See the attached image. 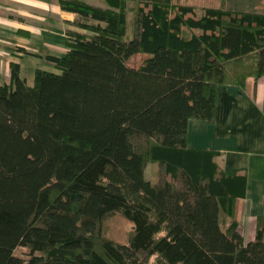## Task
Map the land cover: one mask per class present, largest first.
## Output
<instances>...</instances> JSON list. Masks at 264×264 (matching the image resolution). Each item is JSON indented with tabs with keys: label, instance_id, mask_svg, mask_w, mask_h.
I'll use <instances>...</instances> for the list:
<instances>
[{
	"label": "trees",
	"instance_id": "obj_1",
	"mask_svg": "<svg viewBox=\"0 0 264 264\" xmlns=\"http://www.w3.org/2000/svg\"><path fill=\"white\" fill-rule=\"evenodd\" d=\"M226 2L57 0L84 33L32 85L0 82V264H264V220L247 244L234 220L244 175L186 145L218 86L264 77V13Z\"/></svg>",
	"mask_w": 264,
	"mask_h": 264
},
{
	"label": "crops",
	"instance_id": "obj_2",
	"mask_svg": "<svg viewBox=\"0 0 264 264\" xmlns=\"http://www.w3.org/2000/svg\"><path fill=\"white\" fill-rule=\"evenodd\" d=\"M80 1L104 6L103 0ZM76 22L79 17L62 11L57 0H0V82L9 83L12 65L20 77L24 71L50 70L43 58L64 55L66 32L84 33ZM186 145L218 152L226 173L244 175L245 194L235 203L234 220L244 243L251 242L257 219L264 220V77L248 79L244 88L218 86L213 121H188Z\"/></svg>",
	"mask_w": 264,
	"mask_h": 264
},
{
	"label": "rangeland",
	"instance_id": "obj_3",
	"mask_svg": "<svg viewBox=\"0 0 264 264\" xmlns=\"http://www.w3.org/2000/svg\"><path fill=\"white\" fill-rule=\"evenodd\" d=\"M90 1V0H89ZM229 1L228 7H230L231 10L236 11H244V12H256V13H264V0H227ZM93 5H96L94 0L90 1ZM227 5V2H226ZM128 22V29H127V38L131 37V31H132V16L129 15L127 18ZM145 58L144 55H138L132 58L128 64L129 66L136 67L138 66L142 60ZM24 77L26 78V82L28 85H32L33 83V74L31 72L24 71ZM156 171L157 166L155 163H148L144 173L143 177L144 180L153 184L156 182ZM131 229V224L124 219L120 218H112L108 222V233L113 239L117 241H124L127 233ZM25 250L18 249L16 250L17 255H23L25 253Z\"/></svg>",
	"mask_w": 264,
	"mask_h": 264
}]
</instances>
